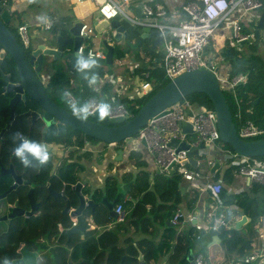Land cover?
I'll return each instance as SVG.
<instances>
[{"label": "crops", "instance_id": "obj_1", "mask_svg": "<svg viewBox=\"0 0 264 264\" xmlns=\"http://www.w3.org/2000/svg\"><path fill=\"white\" fill-rule=\"evenodd\" d=\"M141 0H129V3L124 4V8L127 13L131 16L137 14L139 8V2ZM168 8V15L166 19L175 20L180 17H185L183 12L179 10L182 3L189 0H163ZM35 2V5L33 3ZM44 3L48 4L47 8H43ZM13 13L21 12L20 19L29 24V29L34 33L35 31L41 30L44 28V23L47 20H52L51 27L59 22L65 21L69 18L73 20H86L93 24L94 20H98V12L95 8V4L92 0H14L13 3ZM262 7L259 9L253 8L249 9L247 12L241 13V10H234L232 14L221 20L219 25L216 27L214 33L210 36L208 43L205 45V48L202 52L203 57L211 61L214 65L219 67L217 71L221 76L229 75L230 62L228 60V54L230 48H233L232 45V19L239 17L242 25V30L245 32L253 33L257 41V48H252L250 40L237 43L235 45L238 50L242 52L249 53L252 50H256L259 54L264 56V24L259 28V36L255 34V27L260 16ZM121 23H125L128 26L134 25L121 15L115 17ZM18 21L16 20V24ZM253 36V37H254ZM138 37L136 32H132L129 35V39L134 42ZM250 37V38H253ZM254 37V38H255ZM247 40V39H246ZM152 38H144L142 43L135 48L128 46L125 41L120 45V48L125 50V53L120 57L121 63L128 66V75L121 71L118 65L113 67L115 70L114 75H109L104 79L96 82L95 85H91L92 88L99 91V94L102 97L108 98H124L127 99H136L139 95L142 94V89L139 92L138 86L142 82L148 81L146 73H150V69L158 66L161 68L160 63L162 60L163 53L161 54V48H163L162 42L160 41L155 49L149 53L145 48L151 46ZM87 43H92L93 48L103 49L101 46L100 39L96 36L92 37ZM232 46V47H231ZM235 49V48H234ZM164 50V49H163ZM140 52L145 56L144 60H139L136 57V53ZM144 52H148L144 53ZM208 58H207V57ZM125 60V61H124ZM141 63L143 64L140 66ZM132 67V70L129 69ZM131 70V71H130ZM136 72L138 75H142L143 79L136 78V75L133 76L130 72ZM134 78V79H133ZM152 79H156L157 76L153 73L151 74ZM152 84V81H149ZM138 85V86H137ZM105 88V89H104ZM95 97V96H93ZM98 98V97H97ZM195 132H188L186 138L188 141H191L195 138ZM215 146L220 148L228 147L226 146L221 139L215 141ZM136 149L140 153V161H137L129 156L130 149ZM62 149V147H60ZM77 154H82V151H87V153L82 154L79 157V161L83 163L84 168L81 171V176L89 181H92L93 187L97 188L100 192V195H104L105 187V178L107 175H113L117 178L119 186H123L122 175L124 172L132 173L135 182H137L141 187L146 185L147 189L138 191L135 187L121 188L124 192V202L123 206V217L118 220L114 207L117 203H113V209L108 210L105 204H101L99 207L98 214L93 217L90 221V228L85 232L84 237H78L75 244H67L66 256L64 254L58 253L56 251V264H60L58 260H61L65 264L66 259H71L73 262H79L78 264H90V261H93L94 264H109L108 261V244L113 237L116 243L123 247L127 248L129 241L127 237H130L132 240H137L139 238L146 237L151 242L149 243L150 249H156L162 240L163 234L166 231L167 227H172L175 231L173 236L170 239L169 248L164 253H159L157 258H150L149 264H191L190 261L185 257L187 249L181 253V258L184 261L173 263L170 261V254L174 252V245L179 242L183 243L186 237V234L189 231L198 234V228L195 226L196 223H200L201 227H207L210 217L207 215V211L211 208H215V224L220 223L223 220L225 215V208L229 207L231 209V217L226 223V227L229 225H234L236 220L245 216V220L237 225L240 227L248 221V216L243 212L239 211L237 204L224 205L222 202L218 201L220 198L211 192L208 188L195 187L194 185L180 178L178 182V194L179 201L176 203L175 207L171 208L172 212L167 213V204H172L175 196L173 197L171 193H168L163 188V183L161 178L157 174L171 175L170 170L168 172H159L157 164L154 160V156L150 153L144 146L142 142L134 141V143H128L126 140L122 144L117 143H104L102 141H88L86 140L84 145L81 148H77ZM118 149H121V152H118ZM65 150V149H64ZM66 153V151H65ZM210 156L215 158V162H218L217 167L211 171V166H207L204 162L199 167L204 168L206 174L211 173L210 179L220 180L223 183V187L227 189L228 193H240L241 191H246L252 195L257 196L259 199H264V185L260 187L255 193H252L250 190V184L248 178L242 174H239L235 171L234 165L230 164L223 158L219 151L216 149H211ZM198 155L195 154L196 158ZM73 158H76L73 157ZM191 164V163H190ZM192 165V164H191ZM194 166V165H192ZM197 167V168H199ZM229 171V172H227ZM227 172V179H225ZM201 182H206L207 179H201ZM86 183V182H85ZM88 185V182H87ZM62 190V189H61ZM145 191H149L147 195L143 194ZM144 200L143 205L140 206V213L143 212L148 215V221H145L141 226L137 224L136 230H133L132 227L128 225L127 231H121L120 223H127V217L130 218L132 211L135 208L136 202ZM127 201H130L128 203ZM179 210L181 212V217L179 222L173 223L172 216ZM40 212V211H39ZM40 214V213H39ZM139 216V215H138ZM137 216V217H138ZM135 217V216H134ZM73 217H69L72 220ZM63 223L60 221L58 223V228H62ZM108 232V233H107ZM43 234H48V232L42 231ZM88 233L89 238H86ZM111 233V234H110ZM113 234V235H112ZM182 236V240H178V236ZM195 235V236H196ZM48 236V235H47ZM86 238V239H85ZM205 241L211 239V235L208 232L203 234ZM91 239V245L97 251H102L103 253L96 259L93 258L87 259L79 250H81V244L86 246V242ZM53 241V239L51 238ZM90 245V244H88ZM90 245V246H91ZM194 251L197 253L200 252L199 246H197ZM77 249V250H76ZM77 252V257H73V253ZM141 252L143 258L145 252ZM138 254V253H137ZM204 256V255H203ZM124 258V254H123ZM43 259H36L37 263L41 264ZM208 260L210 264H220L226 263L231 264V260H226L224 251L220 246V243H214L209 246L208 249ZM179 261V260H178ZM121 257L118 264H121Z\"/></svg>", "mask_w": 264, "mask_h": 264}, {"label": "water", "instance_id": "obj_2", "mask_svg": "<svg viewBox=\"0 0 264 264\" xmlns=\"http://www.w3.org/2000/svg\"><path fill=\"white\" fill-rule=\"evenodd\" d=\"M13 3L14 0H0V44L3 47V50L0 51V61L5 52L12 56L15 63L17 81L14 82L9 80L11 74L2 71L0 82L3 86L0 92L6 88L8 91H16L13 98L17 96V91L33 98L41 109L52 115V118L49 120L43 117L45 119V127L55 123L58 135H62L66 131L67 126H69L73 129L80 130L85 136L94 137L104 143H116L120 140H126L130 143L133 142V136L138 132L139 128L143 126L149 118L166 113L171 104L179 101L192 92H204L212 102L220 139L240 154L249 156L264 155V136L245 139L238 134L229 103L227 102L223 89L219 85V80L216 75V72L219 70L217 65L214 66L213 70L209 68L186 70L169 79L149 96L148 99L138 107L136 112L122 123L105 124L89 118L86 120L78 118L72 111L64 108L49 97L45 90V83L47 81L45 77L48 79L55 65L60 64L71 73V83L77 84V82H80L83 78L81 74H77L74 66L70 67L68 65L70 58L76 57L78 53L77 48L84 39L83 36L79 34L82 25L81 20L69 18L68 20L55 23L48 29L43 28L35 31L30 36L31 41L29 49L26 51L20 45L8 26L13 19ZM259 8L260 7H256V9ZM137 11L136 17L140 20L147 22L155 21V18L152 16H144L140 9ZM182 12L185 16H189L185 9H182ZM263 24L264 8H262L260 12L255 27V34L257 37L259 36V28L262 27ZM93 27L95 36L100 39L101 46L104 50V56H95L91 58L95 59L104 70L109 68L108 65L116 63L121 64V58L116 57L115 48H120L119 44L123 41H125L128 46L135 48L142 43L144 38H152L151 46L144 50L151 52L161 39L159 30L155 27L148 24L128 26L125 23H121L116 18L94 20ZM132 32L138 34L134 42L129 39V35ZM245 41L244 39L239 43ZM82 55L86 56L85 54ZM111 69L112 71L110 73L105 72L102 75H98L97 82L100 81V79L109 77V75H114L115 70H113V68ZM186 111L188 114H191L188 108H186ZM26 112L36 113V110H27ZM119 119H121V117L115 118V120ZM180 123L185 131H194L191 122L181 121ZM141 142L143 144L145 143L143 138ZM170 144L176 145L177 148H188V157L182 162L189 161L192 165L195 164L194 155L197 154L198 147L189 148V144L185 140L178 141L177 139H171ZM199 146H202V142ZM50 152H55V149L52 148ZM118 152H121V149H118ZM217 165L218 162H215L211 166V171H213ZM175 167L176 166H173V168ZM79 174L80 179L72 185L75 193L73 197L65 193L63 189L53 193V188L48 186L51 194L55 197L60 196L64 200V206L61 211L64 212L68 218L70 216L75 217L76 223L69 226H62L52 238L53 241L51 237L47 236L48 234H36L30 238L27 243L16 249L17 256L10 260L12 264H38L36 259L40 258L43 259L42 263L56 264L57 249L62 248L67 251V244L70 241L73 240L76 242L77 237H84L85 232L90 228V221L98 214L101 204H105L108 210L113 209L114 201L106 199L104 195H100L99 192H97L98 189L93 187L92 181L83 178L81 172ZM40 202L41 200L38 201L34 198L32 188H30V206L29 209L25 211V219L39 213ZM16 209L17 207L12 208V212L10 213L11 217L16 214L24 213V211L22 212ZM230 217L231 209L227 207L225 208L223 220L220 223L215 224V215H212L208 222V226L201 227L198 230L196 237L192 238L187 245L185 257L191 264H195L194 257L198 253L196 254L194 250L196 248L198 249L197 246H199L200 252L204 255L206 264H210L208 260L209 246L220 242L219 233L226 227V223L229 221ZM244 220L245 216L236 220L235 226L237 227V225ZM205 232L211 235V239L208 241H205L203 238ZM136 258L138 260L137 264H149L143 258L141 252H138ZM79 262H81V260L78 262H73L71 259L65 260V264H78ZM122 262L123 255L121 256L120 263ZM90 264H94L93 261H90Z\"/></svg>", "mask_w": 264, "mask_h": 264}, {"label": "built area", "instance_id": "obj_3", "mask_svg": "<svg viewBox=\"0 0 264 264\" xmlns=\"http://www.w3.org/2000/svg\"><path fill=\"white\" fill-rule=\"evenodd\" d=\"M92 1L99 14L98 20L102 18L111 19L121 15L134 25L148 24L159 30L160 41L164 49L160 66L164 76L169 79L186 70L196 68L213 70L215 65L205 59L202 52L221 20L229 17L238 8L241 13L256 7L264 8V0H189L182 3L179 8L181 11L185 9L189 16L168 20L166 17L169 11L163 0H141L139 8L142 14L155 18V21L147 22L127 13L124 4L129 3V0ZM81 22L79 34L84 39L79 44L77 52L85 54L87 57L104 56L103 49L93 48L92 43H87L95 36L93 24L86 20H81ZM51 25L52 20H47L44 23V28L48 29ZM28 27L29 24L25 21L17 26L19 38L25 44L29 41ZM253 36V33L242 30L239 17L232 19L231 39L233 44ZM148 74L146 73V76ZM216 75L220 87L231 92L235 105L234 114L240 119L241 99L237 94L236 87L247 79V74L239 72L231 76H221L216 72ZM141 88L142 94H146L151 89V84L148 81H144L141 84ZM66 92L70 93L66 97L67 100L70 103H74L76 101L74 94L71 91ZM87 103L91 106V114H94L97 112V106L102 102L100 98L92 96ZM110 104L112 105V111L108 118L121 117L123 119L131 115L128 106L123 102H112ZM186 108L191 111V114L187 113ZM215 118L216 115L213 108L205 107L196 101L183 97L171 104L166 113L149 118L133 136V140L141 142V139H144V146L153 154L159 172L177 170L181 177L189 181L192 186L208 188L215 195L221 191L223 183L217 179L211 180L209 178L211 173L206 174L204 168L202 169V167L198 166L203 162L208 167L215 163V158L209 155L212 148L219 151L227 162L234 165L236 172L246 176L249 184L255 182L264 185V158L257 159L255 156L240 154L231 147L220 148L215 146V141L220 139ZM181 121L192 123L196 134L191 141L187 140V131L182 128ZM238 134L245 139L258 138L264 134V128L254 123L252 119L245 118L240 124ZM171 139L185 140L189 144V148L198 147V156L195 158L194 166L189 161L182 162L188 157V148H177L176 145L170 144ZM201 142L202 146H199ZM173 166L176 167L173 168ZM201 179H207V181L201 182ZM218 201L220 202V200ZM215 208L216 205L207 211L208 217L215 215ZM114 209L117 219H122V203H117ZM181 215V212L177 210L172 216V222H179ZM75 223L76 218L73 217L71 225ZM195 226L198 229L201 228L200 223L195 222ZM258 236L261 241L260 246L244 257L245 262L264 264V216L261 217ZM194 260L195 264H206L201 252L194 257Z\"/></svg>", "mask_w": 264, "mask_h": 264}, {"label": "trees", "instance_id": "obj_4", "mask_svg": "<svg viewBox=\"0 0 264 264\" xmlns=\"http://www.w3.org/2000/svg\"><path fill=\"white\" fill-rule=\"evenodd\" d=\"M14 18L17 19L18 23L16 24V28L18 24L22 23L18 12L13 13ZM24 22V21H23ZM255 37V36H254ZM248 38L246 41L250 40V44L252 48H257V41L259 39ZM234 47L230 48L228 54V60L230 62L229 68V76L237 74L239 72H243L247 74V79L238 84L236 87V91L238 96L241 99V118H237L234 114L235 105L234 99L232 97L231 92L226 93L223 89V92L226 96L227 102L229 103L230 110L232 112V118L236 125L237 131L239 130L241 122L245 118H250L257 125L264 128V56L256 52V50H252L249 53H244L238 48L235 47L236 44H232ZM232 47V46H231ZM87 48V47H86ZM235 48V49H234ZM1 49V44H0ZM125 53L123 48H115L116 57L120 58ZM148 54V52H145ZM150 53V52H149ZM151 54H153L151 52ZM136 57L139 60H144L145 56L140 52L136 53ZM76 57H71L69 60V66L73 67ZM1 68L11 74V78H17V73L15 69V63L11 55L7 52L3 55L1 62ZM107 70L112 71L111 68ZM95 73L98 75H102L105 73V70L102 66L97 63V67L93 69ZM108 72V73H110ZM155 74L157 76L156 79H152L151 74ZM71 73L67 68H63L60 64L55 65L52 72L49 75L47 81V90L50 92L51 96L64 108L71 111L70 102L63 95L66 91H71L76 101L74 103L83 104L88 101V99L92 96L98 97L101 99V102H123L129 108L131 115L136 112L138 107L144 103L149 96H151L159 87L164 85L169 78L165 77L162 69L156 66L153 69H150V73L147 75L148 82L152 81L151 89L146 94H141L134 101L133 99L124 98H108L102 97L99 94V91L92 88L89 85L88 81L84 78L81 79L77 84H73L70 81ZM150 83V82H149ZM105 89V88H104ZM185 97L189 98L192 101H196L201 105H204L208 108H213L212 102L209 97L204 92H192ZM33 105L37 104V102L32 99ZM32 101L30 103H32ZM25 108V106L21 105V109ZM131 115L119 120V121H108L107 119H100L98 113L90 114L87 118L102 122L105 124H119L128 119ZM264 134L261 136L263 137ZM100 141L94 137L85 136L83 132L80 130L73 129L71 127L68 128L60 137V144L63 149L66 150L65 156H63L61 166L59 167L58 177H50V179H54L57 185H61V189L65 191V193L70 196H75L74 189L72 185L80 179V172L84 168L83 163L79 161V157L82 154H86L87 151H82V154H77V148H81L85 141ZM124 140H120L116 142L117 144H122ZM223 142V141H222ZM226 146L230 147L227 143L223 142ZM76 158H73L75 157ZM129 156L137 161L140 158V153L136 149H130ZM257 158H264V155L255 156ZM140 160V159H139ZM137 162H141L137 161ZM229 172V171H227ZM225 173V179H227L228 175ZM161 178V182L163 183V188L168 193L176 197L172 204H167V213L170 214L172 212L171 208L175 207L176 203L179 201L178 190V182L181 178V175L174 170L171 172V175L167 176L164 174H157ZM123 186L120 187L118 180L113 175H107L105 178V187H104V196L108 200H113L115 203L124 202V192L121 188L135 187L138 191L146 190L147 187L144 185L141 187L137 182H135L134 177H132V173L124 172L122 177ZM258 183L252 182L250 184V190L252 193H255L260 187ZM37 192L41 195L40 207L41 211L30 218L28 225H26L25 230L19 229V234H15L12 230L8 234L7 237H4L2 242H0V261L7 258L11 260L12 258L17 256L16 248L19 245V241L24 238H32L36 234L44 232H49V230L55 234L59 231L58 223L61 221L64 226L71 225V220L68 216L61 211L64 206V200L62 197H57L56 200H48V198L42 193V189L37 190ZM97 192H100L97 190ZM149 191H145L143 194V198L147 195ZM220 198V201L224 205L237 204L239 211L243 212L248 216V221L240 226L236 227L234 225H229L225 227L220 233V246L222 247L226 260H231V264H254L252 262H245L244 257L257 249L260 246V238L258 236V229L261 224V217L264 216V199H259L257 196L247 193L246 191H241L240 193H228L225 187H222L221 191L217 194ZM124 200V201H123ZM130 203V201H127ZM144 200L136 202L135 208L132 211V215L130 218L127 217V223H120L121 231H127L128 225L136 230L137 224L140 226L148 221L149 217L144 212L140 213V206L143 205ZM123 204V203H122ZM139 215V216H138ZM135 216V217H134ZM138 216V217H137ZM175 230L172 227H167L166 231L163 234L162 240H160L159 245L156 249H150L149 240L146 237L139 238L137 240H132L130 237H127L129 245L127 248H123L119 246L115 241L117 238L110 241L108 244V263L109 264H118L120 261V257L124 254L123 262L121 264H137L138 260L136 255L138 251H144V259L149 262L150 258H157L159 253H164L170 245V239L173 236ZM13 232V233H12ZM108 233V232H107ZM111 234V233H110ZM113 235V234H112ZM196 233L193 231H189L186 234L184 242L181 244L177 242L174 245V252L170 254V261L173 263L180 262L181 253L187 249V245L192 238H195ZM64 236V235H63ZM182 236H178V240H182ZM78 238V237H77ZM76 238V239H77ZM86 238H89L88 233ZM85 238V239H86ZM89 239L86 242V246L81 244V250H79L87 259L93 258L96 259L102 254V251H97ZM75 244V241H70L68 244ZM90 244V245H88ZM77 245V244H75ZM8 247V248H6ZM77 250V249H76ZM58 253L64 254V258L66 256V251L62 248L57 249ZM264 252V250H263ZM78 253L74 252L73 257H77ZM179 260V261H178ZM60 264H64L63 261L58 260ZM41 264V263H39ZM104 264V263H103ZM106 264V263H105ZM226 264V263H220Z\"/></svg>", "mask_w": 264, "mask_h": 264}, {"label": "flooded vegetation", "instance_id": "obj_5", "mask_svg": "<svg viewBox=\"0 0 264 264\" xmlns=\"http://www.w3.org/2000/svg\"><path fill=\"white\" fill-rule=\"evenodd\" d=\"M18 14L20 16L21 12H18ZM16 20L17 19L14 18L13 15V19L8 26L20 45L28 51L31 41L30 36L33 32L29 29V41L25 44L19 38ZM1 50H3L2 46L0 51ZM2 71L7 73V71L0 66V75ZM9 80L16 82L17 78L10 77ZM46 85L47 83H45L47 94L57 102L47 90ZM2 86L3 84L0 82V89ZM17 93V96L13 98L16 91H8V89L5 88L0 92V242H2L4 237L8 236L11 230L17 235L19 234V229L24 231L26 225H28L31 217L29 216L25 219V211L28 210L30 206V188H32L34 198L38 201L41 200V195L37 192V190L40 189H42V193L47 196L49 201L56 200V198L59 197H55L51 194L48 186L53 188V193L61 190V185H57L56 181L50 179V177H58L59 167L61 166L66 151L59 142L61 135L57 134L56 124L52 123L45 127V119L43 117L49 120L52 118V115L41 109L38 103L33 105V98L22 92L17 91ZM31 101L32 103H30ZM21 105L25 106V108L21 109ZM33 109L36 110V113L26 112L27 110ZM68 128L69 126H67L66 130H68ZM16 133H19L21 138H28L45 143L50 150L52 148L55 149V152H50V159L47 164L40 166L38 163L34 162L31 167L23 166L13 155V149L19 142L15 138ZM60 147H62V149H60ZM13 207H17L18 210L24 211V213L16 214L11 217L10 213ZM39 211H41L40 206ZM2 222L6 224L5 227L1 224ZM55 235L56 233L53 234L49 230V237L53 238ZM28 240L29 238H22L16 249L23 246Z\"/></svg>", "mask_w": 264, "mask_h": 264}, {"label": "clouds", "instance_id": "obj_6", "mask_svg": "<svg viewBox=\"0 0 264 264\" xmlns=\"http://www.w3.org/2000/svg\"><path fill=\"white\" fill-rule=\"evenodd\" d=\"M97 67V61L91 57H86L79 52L76 55L74 62V69L77 74H81L89 85H95L98 79V74L93 71ZM65 97L70 93L65 92ZM70 108L72 113L82 120H86L91 114V106L85 102L83 104L71 103ZM100 119H107L111 115L112 105L107 102H102L96 109ZM15 138L19 141L13 149V155L25 167L33 166V163H38L40 166L47 164L50 159V150L47 144L31 140L28 138H21L19 133L15 134ZM0 264H12V262L5 258L0 261Z\"/></svg>", "mask_w": 264, "mask_h": 264}, {"label": "rangeland", "instance_id": "obj_7", "mask_svg": "<svg viewBox=\"0 0 264 264\" xmlns=\"http://www.w3.org/2000/svg\"><path fill=\"white\" fill-rule=\"evenodd\" d=\"M33 5H35V2L33 3ZM43 8H47L48 7V4L47 3H44V6L43 5H41ZM162 53H164V50H163V48H161V54ZM207 57V56H206ZM208 58V57H207ZM143 64L144 63H141L140 64V66L142 65V67L141 68H143ZM115 65H118L119 67H120V69H121V71L122 72H124L125 74H127L128 75V66H126V65H123L122 63L120 64V63H116V64H111V65H108V67L109 68H113ZM116 67V66H115ZM129 69H131L132 70V67H130ZM112 70V69H111ZM130 70V71H131ZM50 72V71H49ZM105 72H110V70H105ZM130 73H132L133 74V76H135L136 75V78L138 77V79L140 80V79H143V77H142V75H138V73H137V71L136 72H130ZM134 79V78H133ZM45 80H47L48 81V79H46V77H45ZM47 81H46V83H47ZM138 86V85H137ZM138 89H139V92L141 91V85L139 84V86H138ZM225 91H226V93H228V92H230L229 90H226V89H224ZM140 96V95H139ZM107 120L108 121H119V120H121V119H119V120H115V119H112V118H107ZM134 141L135 140H133V142L132 143H134ZM255 158H257V157H255ZM258 159V158H257ZM2 225H3V227H5L6 226V224L5 223H1Z\"/></svg>", "mask_w": 264, "mask_h": 264}]
</instances>
